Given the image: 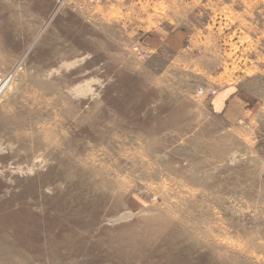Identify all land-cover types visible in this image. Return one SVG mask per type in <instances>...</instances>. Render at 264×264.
Wrapping results in <instances>:
<instances>
[{
    "label": "rangeland",
    "instance_id": "obj_1",
    "mask_svg": "<svg viewBox=\"0 0 264 264\" xmlns=\"http://www.w3.org/2000/svg\"><path fill=\"white\" fill-rule=\"evenodd\" d=\"M0 75V264H264V0H0Z\"/></svg>",
    "mask_w": 264,
    "mask_h": 264
},
{
    "label": "crops",
    "instance_id": "obj_2",
    "mask_svg": "<svg viewBox=\"0 0 264 264\" xmlns=\"http://www.w3.org/2000/svg\"><path fill=\"white\" fill-rule=\"evenodd\" d=\"M215 102L219 104L221 112L225 114L228 120L234 119L233 115L235 114H238L240 117H245L248 115V109L246 107L245 100L239 94H232L228 98H218ZM221 104H223V106ZM218 109H216V112H218Z\"/></svg>",
    "mask_w": 264,
    "mask_h": 264
},
{
    "label": "built area",
    "instance_id": "obj_3",
    "mask_svg": "<svg viewBox=\"0 0 264 264\" xmlns=\"http://www.w3.org/2000/svg\"><path fill=\"white\" fill-rule=\"evenodd\" d=\"M10 79H11L10 75H7V76L0 75V101L2 99L5 88L10 84ZM198 93L199 94H203V93L213 94L214 90L211 88H206V87L201 86L198 88Z\"/></svg>",
    "mask_w": 264,
    "mask_h": 264
},
{
    "label": "bare ground",
    "instance_id": "obj_4",
    "mask_svg": "<svg viewBox=\"0 0 264 264\" xmlns=\"http://www.w3.org/2000/svg\"><path fill=\"white\" fill-rule=\"evenodd\" d=\"M13 83L14 81L11 82V79H10V84L5 88L4 92L5 91L10 92V90L14 87Z\"/></svg>",
    "mask_w": 264,
    "mask_h": 264
}]
</instances>
